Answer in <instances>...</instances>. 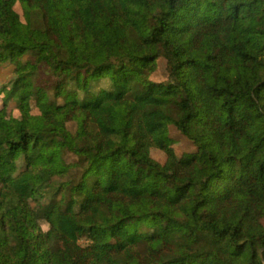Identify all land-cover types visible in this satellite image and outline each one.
I'll return each instance as SVG.
<instances>
[{
    "label": "trees",
    "instance_id": "trees-1",
    "mask_svg": "<svg viewBox=\"0 0 264 264\" xmlns=\"http://www.w3.org/2000/svg\"><path fill=\"white\" fill-rule=\"evenodd\" d=\"M18 60L0 264H264V0H0V63Z\"/></svg>",
    "mask_w": 264,
    "mask_h": 264
},
{
    "label": "rangeland",
    "instance_id": "rangeland-1",
    "mask_svg": "<svg viewBox=\"0 0 264 264\" xmlns=\"http://www.w3.org/2000/svg\"><path fill=\"white\" fill-rule=\"evenodd\" d=\"M29 55V54H28ZM22 67V62L18 60L14 65H8L7 63H0V82H8L9 84L12 82V80L16 77L17 69ZM161 71V67H158V78L160 81L165 80V74L161 75L159 73ZM42 81L46 83H52L54 80V75L50 74L49 71H45L41 74ZM109 78H106L104 80V83L102 85H94L95 89L107 87V82ZM78 97L80 99H83L85 97L84 94L79 93ZM30 116L32 118H35L38 116V110L35 107V99L31 98L30 100ZM16 105L15 101L10 102V106ZM64 116H65V109H60L57 114L54 117L53 123L45 129V135L48 136V134L52 133H58V134H66V130L64 128ZM177 118V117H176ZM165 133L166 135L172 140L175 152L178 156L180 155H188L189 153L195 151L197 149L196 144L186 135L184 134L178 125L176 124L174 119L168 120L165 126ZM78 171H71L69 175H67L64 179H70L73 181L74 179H77L79 176ZM66 197H69V193L66 192ZM129 229L132 228V225L127 226ZM259 228V221L251 222L247 226L248 233L250 235H253L257 232ZM79 241L84 243L87 241L85 236H82L79 238Z\"/></svg>",
    "mask_w": 264,
    "mask_h": 264
}]
</instances>
